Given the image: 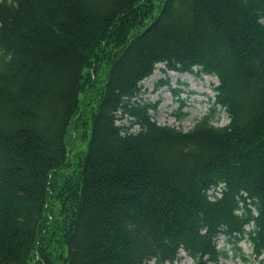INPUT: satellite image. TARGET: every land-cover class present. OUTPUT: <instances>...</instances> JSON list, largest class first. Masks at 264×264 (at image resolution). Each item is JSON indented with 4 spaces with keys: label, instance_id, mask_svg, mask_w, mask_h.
I'll return each instance as SVG.
<instances>
[{
    "label": "trees",
    "instance_id": "trees-1",
    "mask_svg": "<svg viewBox=\"0 0 264 264\" xmlns=\"http://www.w3.org/2000/svg\"><path fill=\"white\" fill-rule=\"evenodd\" d=\"M263 20L264 0H0V264H208L221 235L264 264ZM158 64L215 76L229 121L157 123Z\"/></svg>",
    "mask_w": 264,
    "mask_h": 264
},
{
    "label": "rangeland",
    "instance_id": "rangeland-1",
    "mask_svg": "<svg viewBox=\"0 0 264 264\" xmlns=\"http://www.w3.org/2000/svg\"><path fill=\"white\" fill-rule=\"evenodd\" d=\"M162 67V64H158L153 74L141 82V100L155 106L150 113L157 123L187 131L198 119L207 114L215 125H224L229 121L227 113L219 107L211 114L214 87L218 84L215 76L198 73L197 68H194L192 73H164L161 70ZM103 73V65H100L96 72L91 69L92 80L96 78V85L92 89H86L79 96L83 114H86L94 105L98 88L102 84ZM160 81H167V83H160ZM177 112L180 113L179 117L176 116ZM81 129L79 125H74L69 130L66 139L69 163L62 170L63 175L73 171L76 157L86 146L87 141L82 137ZM137 129L138 127L134 126L132 131ZM56 204L57 202L54 203ZM246 228L249 229L250 226ZM216 244L218 248L227 251L228 257L209 264H251L254 260L252 247L247 238L236 242L234 238L229 239L221 235L216 239ZM178 264H193V260L181 250Z\"/></svg>",
    "mask_w": 264,
    "mask_h": 264
}]
</instances>
